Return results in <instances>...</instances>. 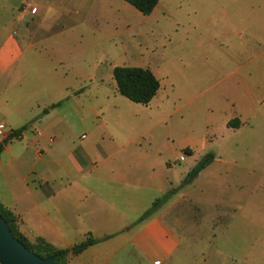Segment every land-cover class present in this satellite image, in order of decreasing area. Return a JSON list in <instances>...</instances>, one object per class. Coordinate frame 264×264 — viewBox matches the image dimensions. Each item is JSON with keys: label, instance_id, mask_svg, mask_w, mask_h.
<instances>
[{"label": "rangeland", "instance_id": "374dc122", "mask_svg": "<svg viewBox=\"0 0 264 264\" xmlns=\"http://www.w3.org/2000/svg\"><path fill=\"white\" fill-rule=\"evenodd\" d=\"M36 2L39 11L27 16L28 28L13 36L21 49L33 42L38 51L60 55L65 69L94 75L98 113L77 125L73 136L93 152L134 139L146 161V183L157 175L165 184L145 211L169 191L171 200H180L168 216L182 240L176 264H264V55L252 30L264 7L259 10L255 0H159L145 15L125 0ZM10 18L0 20V46L9 42L4 27ZM17 62V79H38L24 55ZM114 64L152 70L160 81L156 96L143 104L121 95L109 71ZM102 90L112 100L106 117ZM94 98L82 97V108L93 106ZM230 116L241 121L239 128H227ZM208 152L215 160L185 183L184 172ZM98 207L87 202L83 210ZM144 212L109 230L133 234Z\"/></svg>", "mask_w": 264, "mask_h": 264}, {"label": "crops", "instance_id": "0c3cea01", "mask_svg": "<svg viewBox=\"0 0 264 264\" xmlns=\"http://www.w3.org/2000/svg\"><path fill=\"white\" fill-rule=\"evenodd\" d=\"M36 3L0 0V20L11 16L4 30L9 31V42L13 41L7 45L6 39L0 46V124L7 132L0 137V202L15 214L20 231L30 240L41 237L55 247L68 248L90 234L100 239L72 255L68 264H176L174 256L182 240L168 216L178 198H170L166 203L171 205L143 220L129 236L109 230L113 226L124 228L138 219L164 192V180L156 175V182L149 183L153 178L148 175L146 183V161L134 150V139L117 145L101 144L95 152L84 139H75L76 126L98 113L94 108L98 90L91 85L97 80L90 72L81 74L70 66L65 69L60 55L38 51L33 42H26L21 49L14 31L28 28L27 16L39 11ZM255 3L263 9L264 0ZM252 30L263 56L264 18H255ZM3 46H8L9 52ZM23 55L25 66L38 79H17L21 72L17 61ZM102 63L99 60L94 69ZM115 66L110 65L109 71ZM6 72L13 79H2ZM99 94L107 95L103 90ZM87 96L95 98L92 108L86 109L81 98ZM111 107L107 95L101 108L103 117ZM235 118L225 120L227 128H232L228 123ZM22 128L21 135L14 136V131ZM87 202L96 203L98 209L84 211Z\"/></svg>", "mask_w": 264, "mask_h": 264}, {"label": "trees", "instance_id": "16d2710c", "mask_svg": "<svg viewBox=\"0 0 264 264\" xmlns=\"http://www.w3.org/2000/svg\"><path fill=\"white\" fill-rule=\"evenodd\" d=\"M132 6H134L141 13L148 15L152 13L157 6L159 0H125ZM113 77L116 81L118 92L127 97L128 99L137 102L148 104L158 93L160 89V81L152 70L149 68L139 66H120L117 65L113 68ZM241 124L238 118L229 121L228 125L233 127H239ZM24 128L14 131V136H20ZM9 137L7 140H10ZM189 155L192 152L188 148L184 149ZM3 151V144L0 143V158ZM215 159L213 152L205 154L195 166L189 170L184 178L185 183L193 181L201 172L211 164ZM172 195V191L165 193L163 196L155 199L152 206L144 212L140 220H145L151 216L158 208L165 202H167ZM0 215L8 222L13 235L19 238L29 249L40 255L41 257L54 256L56 264H68L69 256L79 254L88 247L96 244L100 239L94 238L91 234L78 243H75L72 247L58 248L47 242L41 237H37L34 241L26 237L19 229L17 217L15 214L6 208L0 202ZM111 235L106 236L109 238Z\"/></svg>", "mask_w": 264, "mask_h": 264}, {"label": "water", "instance_id": "95a60500", "mask_svg": "<svg viewBox=\"0 0 264 264\" xmlns=\"http://www.w3.org/2000/svg\"><path fill=\"white\" fill-rule=\"evenodd\" d=\"M6 143V141L4 142ZM0 264H56L55 257H41L15 237L0 215Z\"/></svg>", "mask_w": 264, "mask_h": 264}, {"label": "built area", "instance_id": "2783aa9c", "mask_svg": "<svg viewBox=\"0 0 264 264\" xmlns=\"http://www.w3.org/2000/svg\"><path fill=\"white\" fill-rule=\"evenodd\" d=\"M6 135H7V132L5 130V127L2 124H0V137H5ZM180 159L184 160L185 156L181 155Z\"/></svg>", "mask_w": 264, "mask_h": 264}]
</instances>
